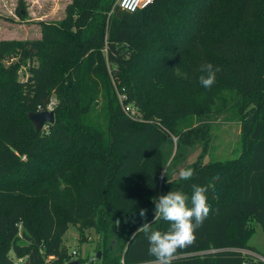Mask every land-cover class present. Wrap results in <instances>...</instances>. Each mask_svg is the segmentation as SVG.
<instances>
[{"label":"trees","instance_id":"16d2710c","mask_svg":"<svg viewBox=\"0 0 264 264\" xmlns=\"http://www.w3.org/2000/svg\"><path fill=\"white\" fill-rule=\"evenodd\" d=\"M116 1L72 0L39 39L0 41V264L12 254L67 264L71 225L100 236L95 264L147 263L145 220L133 216L146 209L153 222V199L191 197L192 185L207 187L210 213L172 264H264L243 251L261 254L248 239L253 222L264 230V0H153L134 12ZM207 63L221 69L210 89L199 83ZM118 92L142 121L124 113ZM51 100L54 123L35 129L27 114ZM231 103L240 154L194 162L189 181L162 176L163 140ZM191 133L207 146V133Z\"/></svg>","mask_w":264,"mask_h":264},{"label":"rangeland","instance_id":"374dc122","mask_svg":"<svg viewBox=\"0 0 264 264\" xmlns=\"http://www.w3.org/2000/svg\"><path fill=\"white\" fill-rule=\"evenodd\" d=\"M71 1L0 0V41L39 39L42 24L64 19L66 6ZM174 69L176 73H180L176 66ZM27 70V66H21L20 79L26 77ZM239 117L238 107L231 103L226 110L193 117V126L183 129L182 137H166L161 144V154L165 159L163 171L167 173L165 177L168 180L179 181L180 169H186L194 162L207 163L237 157L242 151ZM192 129L209 135L206 147H203L200 137L193 136ZM6 205L5 202L2 206ZM252 225L255 230L248 243L264 255V230L256 222ZM98 237L100 236L95 234L93 229L84 230L81 236L76 227L71 225L64 233L62 243L70 254L73 250L77 252L76 255H72V259L91 256L96 259ZM243 251L264 258L256 252Z\"/></svg>","mask_w":264,"mask_h":264},{"label":"clouds","instance_id":"9594fccd","mask_svg":"<svg viewBox=\"0 0 264 264\" xmlns=\"http://www.w3.org/2000/svg\"><path fill=\"white\" fill-rule=\"evenodd\" d=\"M202 75L199 83L205 89H210L216 83V73L220 68L207 63L201 66ZM181 180L189 181L194 176L191 168L180 169ZM162 176H167L166 171ZM207 187L192 185V194L189 197L180 190H171L166 195L153 199L155 205L153 222L146 220V209L139 210V216L145 222L137 229L143 232L149 242L148 255L154 259L147 264H172L178 249L190 245L194 239V232L203 225L210 213L207 203ZM190 205V206H189ZM158 220H163L169 226L165 231L153 230L151 225ZM120 264H125L123 258Z\"/></svg>","mask_w":264,"mask_h":264},{"label":"built area","instance_id":"2783aa9c","mask_svg":"<svg viewBox=\"0 0 264 264\" xmlns=\"http://www.w3.org/2000/svg\"><path fill=\"white\" fill-rule=\"evenodd\" d=\"M153 0H117L116 4L122 9L127 12H134L138 9H144L148 5L152 3ZM118 99L121 102L122 108L124 113L134 121H142L141 112L135 107L132 103L125 102L126 101V94L123 92H118ZM54 101L51 100L46 110H53ZM72 255H76L77 252L75 250L72 251ZM25 257H15L13 254L11 255V260L13 264H24ZM95 258L89 257L83 264H95ZM264 260V258H262ZM139 264H147V263H139Z\"/></svg>","mask_w":264,"mask_h":264},{"label":"water","instance_id":"95a60500","mask_svg":"<svg viewBox=\"0 0 264 264\" xmlns=\"http://www.w3.org/2000/svg\"><path fill=\"white\" fill-rule=\"evenodd\" d=\"M27 116H28L29 120L32 122V124L34 125L35 129L43 128L45 126L53 124L55 121L53 110L29 112L27 114ZM133 217H137L139 219L141 218L139 216V212L136 215H134ZM124 222H126V220ZM134 223H137V221H135ZM100 256H101V251L99 250L96 252V257L99 259ZM67 264H79V261L77 259H72Z\"/></svg>","mask_w":264,"mask_h":264}]
</instances>
